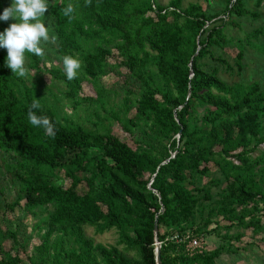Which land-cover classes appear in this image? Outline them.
<instances>
[{"label": "trees", "instance_id": "1", "mask_svg": "<svg viewBox=\"0 0 264 264\" xmlns=\"http://www.w3.org/2000/svg\"><path fill=\"white\" fill-rule=\"evenodd\" d=\"M58 1L48 4L59 52L81 55L84 66L73 80L61 74L70 88L67 97L77 96L89 79L95 104L104 105L107 94L98 78L116 50L117 67L128 69L127 82L134 87L120 102L121 110L112 107L107 119L118 122L133 144L117 136L112 123L92 131L59 118L36 87L3 66L7 54L0 49V151L17 154L16 169L9 172L19 185L18 199L31 213L43 207L51 230L71 228L80 237L86 253L78 257L74 250L64 251L62 264H86L94 244L86 227L119 233L122 251L95 247L105 264H158L156 238L160 264H214L216 253L192 251L190 241L211 234L222 222L228 228L258 229L257 214L264 213V158L248 161L250 145L264 143V85L245 79L244 46L233 63L216 51L230 45L227 29L239 25L237 18L258 16L248 9L253 0H227L216 16L197 3L182 7L183 0L167 7L156 0ZM69 3L74 6L70 19L62 11ZM221 15L219 23H212ZM9 24L0 22V30ZM261 34L262 28L247 32L243 43L253 46ZM224 73L240 80L229 82ZM33 100L40 105L33 111L49 117L54 135L28 122ZM212 166L223 178L214 184L226 186L211 207L209 187L192 186L190 179L208 176ZM62 172L71 186L64 185ZM82 183L87 190L80 193ZM197 211L201 224L195 223ZM43 249L38 247L42 254ZM132 253L137 256L128 259ZM0 264L22 260L8 257Z\"/></svg>", "mask_w": 264, "mask_h": 264}, {"label": "rangeland", "instance_id": "2", "mask_svg": "<svg viewBox=\"0 0 264 264\" xmlns=\"http://www.w3.org/2000/svg\"><path fill=\"white\" fill-rule=\"evenodd\" d=\"M156 1L160 6L167 7L173 0ZM58 2L60 3L61 0ZM10 3L11 0H0V12L8 7ZM193 3L202 5L212 16H216L222 14L227 5V0H183L182 7H188ZM248 9L255 14L257 13L258 16H253L250 13L242 18H237L239 25L229 26L227 29L230 45L225 46L223 50H215L226 55L233 63L239 52L238 48L244 46L246 49V58L243 62L246 68L245 79L252 82L259 81L264 85V49L262 47L264 45V34L253 40V46H247L243 43L247 32L254 33L259 28L264 30V0L261 4H257L256 0L248 2ZM49 11L48 9L45 13V23L50 29V39L42 43L44 54L41 57H36V60H38L36 67L32 65L33 55L31 56L30 53L25 54V67L28 70V77L21 78L23 84L30 88L36 87L39 91L40 100L48 105L62 120L92 131L102 130L104 124L112 123L113 132L123 140L133 144L132 138L118 122L107 119L112 107L116 111L121 110L120 102L129 93L133 92L132 87H134L127 82L128 69L122 66L117 67L121 60L118 52L114 50L113 55L108 56L105 72L98 78L100 85L107 94L104 105L95 104L94 98L97 97V93L89 79L83 81L77 96L67 97L70 88L61 80L63 78L61 74H64L63 56L58 49L59 40L53 27L54 20ZM221 17L223 15L214 19L212 23H219ZM9 22L15 21L10 19ZM53 36L54 39H52ZM4 51L6 52V49ZM80 56L77 55V59L80 61L78 73H82L84 69L83 63L79 59ZM221 77L229 82L240 80L239 77H232L228 73L221 74ZM21 88L23 89L22 86ZM200 111H203V108ZM257 158H264V143L259 144L257 147H255V142L250 145L248 161L252 162ZM17 162L16 152L0 151V263L6 262L8 257L19 256L22 264H39L41 261L48 260L50 262L46 264H62L64 251L69 250H74L75 254L81 257L86 251L80 237L73 233L71 228L61 231L60 229L51 230L46 216L43 215L45 213L43 207L31 213L25 208V200L18 199L19 185L15 181L14 175L9 172L15 171ZM236 163L240 164L239 161H236ZM59 176L64 179L66 187L71 186V180L66 178L63 172ZM221 179L223 180L220 173L212 166V173L208 176L194 175L190 182L192 186L209 187L212 196V207L221 197L226 186L225 182L219 186L214 184L215 181ZM78 190L80 193L85 192L87 190L86 184L82 183L78 186ZM17 201H20V203L16 206ZM8 205L14 208L9 209ZM209 205L210 203L206 202L205 209ZM257 217L262 223L258 229L246 228L239 224H234L228 228L222 222L211 234L195 237L199 245L191 250L208 254L216 253L214 264H264V213H258ZM195 223H202L199 211L196 213ZM196 226L194 225L190 230L191 233ZM212 226L214 227V225ZM85 234L94 241L86 264H105L103 257L96 251V246H102L108 250L116 247L122 251V245L119 244V233L116 229L98 233L95 227H86ZM40 245L44 247L43 254L38 250ZM136 256L137 254L133 253L127 254L128 259ZM63 261L64 264H69V262Z\"/></svg>", "mask_w": 264, "mask_h": 264}, {"label": "clouds", "instance_id": "3", "mask_svg": "<svg viewBox=\"0 0 264 264\" xmlns=\"http://www.w3.org/2000/svg\"><path fill=\"white\" fill-rule=\"evenodd\" d=\"M49 9L48 0H11L8 7L0 12V22L10 23L0 30V49H6L7 55L4 67L11 71L17 78H27L28 70L25 67L26 53L41 57L44 54L42 43L49 41V27L45 23V13ZM63 15L71 18L74 9L71 3L63 8ZM55 37L53 36L52 39ZM63 71L67 80L77 77L80 61L71 55H65ZM40 105L33 100L28 112L27 119L32 126L43 128L45 134L54 135L53 126L49 117L36 115L33 109Z\"/></svg>", "mask_w": 264, "mask_h": 264}, {"label": "water", "instance_id": "4", "mask_svg": "<svg viewBox=\"0 0 264 264\" xmlns=\"http://www.w3.org/2000/svg\"><path fill=\"white\" fill-rule=\"evenodd\" d=\"M166 162H164V163H166ZM158 232H159V226H158V219L156 218L155 226H154V233H155L156 236L158 235ZM155 253H156L157 263L160 264V262H161V242H159L158 238H156Z\"/></svg>", "mask_w": 264, "mask_h": 264}, {"label": "built area", "instance_id": "5", "mask_svg": "<svg viewBox=\"0 0 264 264\" xmlns=\"http://www.w3.org/2000/svg\"><path fill=\"white\" fill-rule=\"evenodd\" d=\"M173 238H175V239H179V236L176 235V236H174ZM198 245H199L198 240H197L196 238H194V239H192V240L190 241V243H189L188 246H189V248H191V249H195V248L198 247Z\"/></svg>", "mask_w": 264, "mask_h": 264}]
</instances>
